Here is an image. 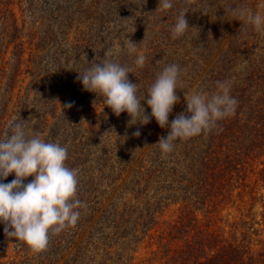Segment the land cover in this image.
Listing matches in <instances>:
<instances>
[{"label": "trees", "instance_id": "1", "mask_svg": "<svg viewBox=\"0 0 264 264\" xmlns=\"http://www.w3.org/2000/svg\"><path fill=\"white\" fill-rule=\"evenodd\" d=\"M34 1L42 0H0V139L11 134L15 120L27 133L66 146V165L78 170L77 196L85 207L76 226L50 234L39 253L7 237L0 223V264H133L172 205L181 207V216L168 225L166 238L159 237V250L147 264H264V35L251 26L241 30L242 21L225 11L247 7L264 14L258 7L264 0H172L167 11L157 10L159 0H141L139 6L135 0H85L71 14L61 10L29 23L18 18L16 9H34ZM101 8L120 13L117 23L126 37L108 31ZM185 9L190 28L173 40L171 28ZM71 16L78 28L71 29ZM141 31L150 41L139 52L146 57L143 68L124 47L127 39L137 44ZM109 49L108 59L132 70L128 79L139 85L146 115L148 89L170 64L180 67L181 83L169 125L178 114L190 115L185 92L211 95L217 81L230 82L235 115L207 134L176 140L163 153L156 144L170 127L161 128L154 117L146 125L131 124L127 112L117 117L78 80V72L102 62ZM57 77L72 81V90L55 91ZM89 97L98 99L97 108L88 109L94 121L83 128L87 113L81 104ZM115 120L128 122L122 133L113 130ZM95 127L116 140L91 142ZM137 129L139 136L133 135ZM117 171L120 176L113 177ZM14 179L13 173L3 182ZM228 210L237 215L226 232L217 224L230 220L231 212L221 218Z\"/></svg>", "mask_w": 264, "mask_h": 264}, {"label": "clouds", "instance_id": "2", "mask_svg": "<svg viewBox=\"0 0 264 264\" xmlns=\"http://www.w3.org/2000/svg\"><path fill=\"white\" fill-rule=\"evenodd\" d=\"M186 2L191 4L192 0ZM258 7H264V4ZM172 8V0H159L157 10ZM225 11L242 21L241 30L246 31L251 26L256 33L264 35V14L247 7H231ZM187 13L186 9L179 12L171 28L173 40L184 36L190 28ZM124 47L130 56L136 54L134 63L143 68L146 57L138 52V45L127 39ZM112 54L109 49L102 62H92L91 67L78 72V80L85 91L101 97L104 105L117 117L127 112L131 124L142 125L154 117L161 128L170 127L167 137H161L156 144L163 153H170L176 140L207 134L218 127L219 121L236 113L238 101L230 94V82L217 81V91L211 95L185 92L190 115L178 114L169 125V115L179 102L176 90L180 89L181 83L180 67L170 64L148 89L145 99L151 115H146L137 95L139 85L128 79L132 70L108 59ZM71 106L69 103L63 107ZM8 127L11 134L6 132L5 138L0 139V223L4 224L7 237L23 241L33 253H39L47 248L50 234L58 235L75 227L80 218L79 209L85 205L77 196L78 170L66 165V146L46 142L39 134L27 133L24 124L15 120ZM133 135L139 136V129ZM13 173L15 179L4 183ZM28 177L34 179L25 184Z\"/></svg>", "mask_w": 264, "mask_h": 264}, {"label": "rangeland", "instance_id": "3", "mask_svg": "<svg viewBox=\"0 0 264 264\" xmlns=\"http://www.w3.org/2000/svg\"><path fill=\"white\" fill-rule=\"evenodd\" d=\"M90 1V0H88ZM79 2H81L80 5H87V2H85V0H49L48 3H44L43 0L40 1H34V5H36L34 7V9H28L25 6L21 9L17 8L16 9V13L18 15V18L25 20L26 22H35L34 18L38 17V16H43L44 18H47L49 16V14L55 13L58 15V13H62L63 12L61 10H67L66 13H74L77 10V6L79 5ZM141 0L137 1L135 0L136 6H139L141 4ZM51 3H55V5H51ZM58 6V8H57ZM102 11L106 12V16L107 19L110 20V22L108 23L109 25L107 26L109 29L108 31L112 32L114 30H118L119 33H122L123 37H126V33L123 32V29H119L120 25L117 22H121V19H119L120 13H118L116 10L113 11H109V9L106 8H101ZM116 20V22H114ZM112 21V22H111ZM123 27L126 25V22H122ZM45 27V26H44ZM78 28L76 23H73L72 20V16H71V29H75ZM136 31V27L133 28V32ZM146 36V38H145ZM147 33H143L142 31L140 33H138L137 36V45H138V52H141L142 50L145 49V46L150 43V41L148 40L147 42ZM136 58V54L133 55ZM153 60V58H152ZM12 61V59H11ZM11 66H13V61L11 62ZM53 79V77H52ZM72 79V76H71ZM74 82V81H73ZM53 85V89L55 91L57 90H66V87L69 86V90H72L71 87L73 86L72 81L70 82H66L65 83V78H58L56 79L55 83H52ZM98 100V99H97ZM97 100H93L91 97H89L88 99L86 98L81 106H84V108H86V115H85V124L83 126V128H88L89 124H92L94 121V118H92V116L94 115L93 111H89L95 108H97V104L96 101ZM89 109V110H88ZM126 113V112H125ZM126 117H128L129 115L126 114ZM90 118V119H89ZM114 128L113 130L116 132H120L122 133L124 128L128 125V122L122 120H115L114 122ZM116 126V127H115ZM118 126H121L120 128H118ZM83 128L81 127H77V133L78 134H82L85 136L84 132H83ZM94 132L91 136L93 141H97V143H101V144H105L106 142H113L116 140L115 136H109V134L107 132H104L102 134V132H99L97 130V128H94ZM122 135V134H121ZM120 136V134H119ZM88 138L90 139V137L88 136ZM118 139V138H117ZM90 146V144H89ZM88 151L86 152V154H89V147L87 149ZM93 153H95V156L97 155V151L95 148H93ZM119 164L117 163L116 166H118ZM120 174L117 171L116 175L113 177H119ZM124 181H120L117 180L116 181V185L117 184H121ZM181 207L180 206H176V205H172L170 207H168L162 217L160 218L159 221V225L158 227L155 229V231L152 232V234H154L153 239L150 238H146L145 242L140 246L136 256H135V261L133 264H147V261L152 257V253L154 251L159 250V242L161 241V239L159 238L160 236H162L163 238H166L167 235V230H168V225L171 223H174L176 221H178V218L181 216ZM229 212H231V218L230 220L226 223V221L224 220L223 222H219L217 224V227L225 230L226 232L231 230V225L233 224L234 221V216L237 215V211L235 210H228V211H224V213L222 214L221 218L226 216ZM199 217L202 219V215L199 214ZM167 239H165L163 242L166 243ZM163 244H161V246L163 247Z\"/></svg>", "mask_w": 264, "mask_h": 264}]
</instances>
